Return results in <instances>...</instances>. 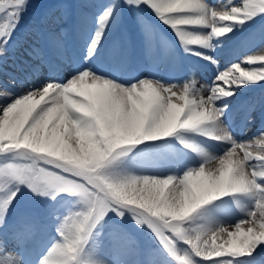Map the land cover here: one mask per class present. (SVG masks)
<instances>
[{"label": "snow or ice", "instance_id": "obj_1", "mask_svg": "<svg viewBox=\"0 0 264 264\" xmlns=\"http://www.w3.org/2000/svg\"><path fill=\"white\" fill-rule=\"evenodd\" d=\"M30 7L0 0V264H264V0Z\"/></svg>", "mask_w": 264, "mask_h": 264}, {"label": "bare ground", "instance_id": "obj_2", "mask_svg": "<svg viewBox=\"0 0 264 264\" xmlns=\"http://www.w3.org/2000/svg\"><path fill=\"white\" fill-rule=\"evenodd\" d=\"M213 2H215V0H213ZM41 16L35 17L31 12H28V14L25 17V22L26 24H38L40 22ZM132 48H133V54H135L136 59L143 61L145 58L144 52L142 50V48L140 47V45L138 44V42L136 41L135 43L132 44ZM249 52H251V54H264V47L260 46L259 41H257L252 47H250L249 49H246L243 51V54H248ZM147 63V60H146ZM260 91H264V90H260ZM255 131V130H254ZM252 133V130H248L245 133H243L244 136H242V138H247V134Z\"/></svg>", "mask_w": 264, "mask_h": 264}]
</instances>
